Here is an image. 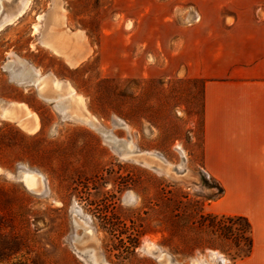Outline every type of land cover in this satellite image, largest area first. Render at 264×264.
<instances>
[{
  "label": "rangeland",
  "instance_id": "1",
  "mask_svg": "<svg viewBox=\"0 0 264 264\" xmlns=\"http://www.w3.org/2000/svg\"><path fill=\"white\" fill-rule=\"evenodd\" d=\"M261 21L264 0H0V264H236L203 85Z\"/></svg>",
  "mask_w": 264,
  "mask_h": 264
},
{
  "label": "crops",
  "instance_id": "2",
  "mask_svg": "<svg viewBox=\"0 0 264 264\" xmlns=\"http://www.w3.org/2000/svg\"><path fill=\"white\" fill-rule=\"evenodd\" d=\"M254 35L203 85V168L222 188L214 208L251 226V253L236 264H264V21Z\"/></svg>",
  "mask_w": 264,
  "mask_h": 264
},
{
  "label": "trees",
  "instance_id": "3",
  "mask_svg": "<svg viewBox=\"0 0 264 264\" xmlns=\"http://www.w3.org/2000/svg\"><path fill=\"white\" fill-rule=\"evenodd\" d=\"M219 187V194L221 196L222 194V188L220 186ZM214 215V214H213ZM209 216V222L211 223V229H212V234L213 236H215L217 234V230L219 229L218 227H220V225H222L226 236H233V238H237L239 239V242L242 241V246L238 245L239 247V253L236 255L235 260L239 261L242 260L246 257L249 256V254L251 253L252 250V245H253V240H252V232H251V226L248 222V220L244 217H240V216H226V215H220V216ZM200 219L202 218L201 216L199 217ZM238 223H242L243 224V228L245 231H241V229H238V233L240 235H237L235 232L236 230L233 229V226L235 224ZM227 225V227H226ZM218 228V229H217ZM217 229V230H216ZM246 233V236L244 235V233Z\"/></svg>",
  "mask_w": 264,
  "mask_h": 264
},
{
  "label": "bare ground",
  "instance_id": "4",
  "mask_svg": "<svg viewBox=\"0 0 264 264\" xmlns=\"http://www.w3.org/2000/svg\"><path fill=\"white\" fill-rule=\"evenodd\" d=\"M28 1V0H27ZM27 4V3H26ZM26 4H24V6L23 7H25V5ZM22 7V8H23ZM24 10H25V8H23L22 10L20 9V10H18L17 11V13H9L8 15H5V17L3 18V19H1L2 21H5V22H10V21H12V19L13 18H16V17H19V16H21L22 14H23V12H24ZM11 23V22H10ZM5 25V24H4ZM3 26V25H2ZM43 91H44V89H43ZM66 96H65V98L67 97V98H71L72 97V93H68V94H65ZM60 100V99H59ZM62 100H64V99H62ZM71 105H72V107H71V109L73 108L74 110H76L75 108L76 107H74V105H73V99H72V101H71ZM79 109H81V107H79ZM82 111L80 110V111H78V113H76V112H74L75 114H77V115H80V113H81ZM82 115V114H81ZM77 118H78V116H76ZM80 118H82V117H80ZM79 119V118H78ZM83 119V118H82ZM80 121H82V120H80ZM83 122V121H82ZM84 122H87V121H84ZM90 125V124H89ZM109 137V136H108ZM107 137V138H108ZM113 141V144H114V146H116L115 148H118L119 149V151L121 150L124 154H127L128 155V152H126L125 150H127V149H129V151H130V148L128 147V145L127 144H125V143H122V142H119V141H114V140H112ZM111 140H110V142H112ZM129 146H131V145H129ZM132 151V150H131ZM123 153H122V155H123ZM142 155H144V154H142ZM148 155H149V153H148ZM141 156V155H140ZM149 157V156H148ZM124 158V157H123ZM133 157H131V159H132ZM161 158V157H160ZM134 159V158H133ZM135 159H137L136 157H135ZM134 159V160H135ZM138 160V159H137ZM163 160V159H162ZM139 161V160H138ZM159 161V160H158ZM141 162H143V161H141ZM147 162V161H146ZM168 164V163H167ZM166 165V164H165ZM168 166V165H167ZM28 176H30V174L29 173H25V178H24V182L26 183V186L28 187V188H32V186H33V184H34V180H32V184L31 183H29L28 181H27V177ZM95 250V249H94ZM161 254V253H160ZM160 256V255H159ZM90 257V256H89ZM93 258V257H92ZM91 261H93V264H97L96 262H95V260H92L91 259Z\"/></svg>",
  "mask_w": 264,
  "mask_h": 264
},
{
  "label": "water",
  "instance_id": "5",
  "mask_svg": "<svg viewBox=\"0 0 264 264\" xmlns=\"http://www.w3.org/2000/svg\"><path fill=\"white\" fill-rule=\"evenodd\" d=\"M63 100H58L57 101V104L61 103ZM126 152H128V155L130 154H134V152H132L131 150L129 151V149L125 150ZM149 156H155V158H160L158 155L156 154H149ZM162 162H165L163 161L162 159H160ZM141 164L145 165V166H149L148 163L146 162V160L144 162H140Z\"/></svg>",
  "mask_w": 264,
  "mask_h": 264
}]
</instances>
